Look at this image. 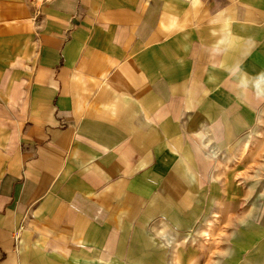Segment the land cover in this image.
Masks as SVG:
<instances>
[{
	"label": "crops",
	"instance_id": "0c3cea01",
	"mask_svg": "<svg viewBox=\"0 0 264 264\" xmlns=\"http://www.w3.org/2000/svg\"><path fill=\"white\" fill-rule=\"evenodd\" d=\"M0 264H264V0H0Z\"/></svg>",
	"mask_w": 264,
	"mask_h": 264
},
{
	"label": "rangeland",
	"instance_id": "374dc122",
	"mask_svg": "<svg viewBox=\"0 0 264 264\" xmlns=\"http://www.w3.org/2000/svg\"><path fill=\"white\" fill-rule=\"evenodd\" d=\"M238 169H241V167H239ZM244 169H246V167L244 168ZM247 170H248V168H247ZM246 176H245V179L248 181V182H250V181H252L253 180V174L252 173H248V172H246ZM249 209H251V210H253L254 208H249ZM259 212V210H257V213Z\"/></svg>",
	"mask_w": 264,
	"mask_h": 264
},
{
	"label": "built area",
	"instance_id": "2783aa9c",
	"mask_svg": "<svg viewBox=\"0 0 264 264\" xmlns=\"http://www.w3.org/2000/svg\"><path fill=\"white\" fill-rule=\"evenodd\" d=\"M40 1H42V2H46V1H49V0H40Z\"/></svg>",
	"mask_w": 264,
	"mask_h": 264
}]
</instances>
